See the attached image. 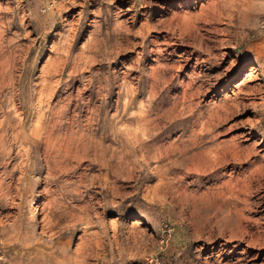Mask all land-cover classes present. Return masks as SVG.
I'll list each match as a JSON object with an SVG mask.
<instances>
[{
    "label": "rangeland",
    "instance_id": "obj_1",
    "mask_svg": "<svg viewBox=\"0 0 264 264\" xmlns=\"http://www.w3.org/2000/svg\"><path fill=\"white\" fill-rule=\"evenodd\" d=\"M0 264H264V0H0Z\"/></svg>",
    "mask_w": 264,
    "mask_h": 264
},
{
    "label": "bare ground",
    "instance_id": "obj_2",
    "mask_svg": "<svg viewBox=\"0 0 264 264\" xmlns=\"http://www.w3.org/2000/svg\"><path fill=\"white\" fill-rule=\"evenodd\" d=\"M233 40V39H232ZM41 119V118H40ZM3 124V123H2ZM2 126V125H1ZM36 218V211L34 212V216H33V219ZM133 225H137L136 223H133Z\"/></svg>",
    "mask_w": 264,
    "mask_h": 264
}]
</instances>
